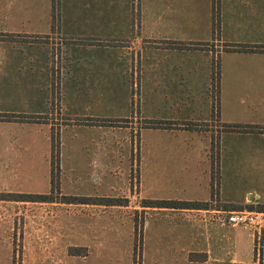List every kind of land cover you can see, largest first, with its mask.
Listing matches in <instances>:
<instances>
[{
  "label": "crops",
  "instance_id": "0c3cea01",
  "mask_svg": "<svg viewBox=\"0 0 264 264\" xmlns=\"http://www.w3.org/2000/svg\"><path fill=\"white\" fill-rule=\"evenodd\" d=\"M24 1L0 0V21L9 24L0 29V45L4 44L6 42L4 40L7 39L37 40V37L32 34L22 36L21 24L25 20ZM66 1L61 0L62 26L65 22L63 14L69 11L66 5L64 11V3H68V6L72 8L75 0ZM188 1L192 2L193 0L140 1L137 28L145 36L157 37L156 39H148L149 41H147L139 34L128 41H103L100 30L91 28L87 35L96 39L89 40L87 44L61 45L57 69L58 87L60 88L58 106L62 112L77 108L74 102L78 99L80 88L77 89L75 86H81L82 82L90 79L91 68L101 65L104 68L106 66L94 56L87 57L83 54L81 61L75 60L74 57L79 56L81 52L98 53L104 56L109 54V56L114 57L115 62L123 58V56L120 57V54L125 52L127 55L128 52L132 54L137 76L139 75L141 79L140 108L142 116H151L149 113L151 110H164L177 114L174 111H179L185 105L183 102L185 97L184 99L182 97L185 86L201 73L206 74V78L210 74L209 64L203 65L194 61V57L192 58V53L194 55L200 52L205 53L208 43H201V45L195 43L193 45L192 41L187 43L186 39L181 38L184 37L188 28L187 21H192L186 13ZM204 1L208 3L207 6L210 5V0ZM246 12L253 14H246ZM255 12L256 10L250 0H221L220 14H218V17L222 19L221 28H225L224 22H229V26L234 25L239 29L238 32L234 33L236 36L231 35L233 38L229 39L230 41L246 43L247 31L264 30V14H255ZM72 16L76 18L74 15ZM246 16L249 17L247 21L259 20L260 24L246 23ZM99 17V14H95L92 21H98ZM70 20L72 21V18ZM76 20L78 19L76 18ZM83 20L88 23L85 18ZM13 43L18 45L25 42L13 41ZM26 43H28L26 45H33L34 42ZM224 51L225 49H222V55H225L226 52ZM66 53L72 55V57L69 56L71 59L69 62L65 61V58L62 59ZM228 53L235 56L239 63L224 64L225 68L222 66L221 73H218V88L215 91V98L219 103V113L223 120H226L225 114L228 113L225 108L236 109L238 106L244 108L246 107V100L251 98L255 100L257 95L264 94V51H229ZM158 54H161L159 56L161 60L156 58ZM23 58L27 61L32 60L27 55L21 59ZM34 58L36 57L34 56ZM93 60H97V62ZM16 61L18 60H14L5 52L1 53V71L15 66V63H18ZM66 84H71L74 87L71 90H66ZM170 85L176 86L175 91L171 92L173 86ZM209 89L213 90L212 85L209 86ZM185 90L187 91V89ZM174 93L176 94L175 97L172 95ZM49 101H46L45 104L48 105ZM81 101L83 100L80 99L79 104ZM26 108L25 112L5 111L6 113H1V115H17L18 117L0 119V130L3 132V136L0 138V176H36L35 170L28 168L27 165L38 163L37 157L48 159L50 162L48 176H51L50 158L52 133L54 131L58 137L56 172L60 179L57 191L62 200L11 201L0 198V211L11 208L16 210L18 204L23 205V207L27 203L37 205L34 209V220L30 222L27 220L23 227V236L20 239L23 246L21 264H42L43 260L51 259L49 255H52L51 252H55V250L51 247L47 248L50 245H60L61 247L55 253L63 258V261L54 259L53 264H73L78 256L76 253H83L80 256L83 259L87 253H94L100 258L103 256V251H106L108 244L118 246L114 249L115 257L116 254H120L123 259L132 262L134 261V248L137 240H140V264H264L263 250L260 259L254 257V236L249 228L219 221V217H224L226 211L247 209L246 207L250 206L259 209L256 211L264 216V205H261L263 207L259 205L263 203L249 201L246 198L242 203L233 204L226 201L223 196L220 199L218 196L215 197L214 190L219 184V178L216 180L213 176L208 178L181 177L180 181L188 185L196 184L202 188L199 195L192 197L150 196L146 198L147 195L143 193L144 188L153 185L155 181L150 177L152 174L149 175L147 168H144L145 164L148 165L153 160L158 159L165 165L171 161L172 157L188 159L193 157L192 155H197L199 158L205 159L206 156L207 158L210 156L214 133L206 121L197 120L187 124L186 121L177 120L176 117H169L168 122H163V125L159 127H147L144 123L140 125L136 132L137 143L133 145V151H136L137 158L143 166L142 170H138V178L132 180V183L136 182L137 184H131L132 189H129L128 185L124 186L121 180L118 182L115 180V184L123 187L119 197L114 199L124 200L118 204L106 205L99 199L110 197L100 195L97 192H83L76 195V197L90 198L88 201L67 202L63 199L67 196L61 189L63 177L90 176V183L99 186L106 185L108 181L104 177L107 176L105 162L110 159L121 164L124 149L123 140L113 136L112 133L124 129L133 131L134 125L130 118L117 122H101L97 118L81 115L83 116L82 120H78L82 122L70 120L68 122L71 123H67V121L62 122L57 121L59 120L57 118H52L54 114H45L36 109ZM58 114L56 117L61 116V112ZM20 115L24 117H20ZM123 121H128L125 126H123ZM105 124L109 126L107 127ZM68 129L71 130L67 131ZM78 130L80 133H77ZM65 131L68 135H64ZM238 136L241 137L242 142L236 147L237 151L242 150V158L235 155L234 165L231 168L224 167L223 154L226 148L223 147V140L225 139L229 143L228 153L232 155L235 146L234 137ZM218 139L221 143L222 176H224L225 171L227 175L233 176H251L254 174L264 176V131L230 132L224 130L218 134ZM84 159L89 164L86 173L74 166ZM259 163L262 164L261 167L257 169L253 167L257 171L250 169L252 165ZM112 168L111 174L113 176H121L117 173L116 166ZM217 170V177H219L218 167ZM169 173L168 169L162 168L163 177L159 179L161 184L168 185L178 180L175 176H170ZM77 180L80 183L81 179L78 178ZM139 188L142 191H139ZM51 192L52 189L49 188L48 194L43 195H50ZM0 193L22 194L11 191H0ZM254 198H258V196ZM144 200L200 202L206 203V205L200 208L186 205L156 207L144 206L142 203ZM113 209L121 213L124 221L121 225L124 228L125 238L119 236L123 231L122 226L114 230L110 238L107 236L110 229L106 221V212ZM22 214L26 215L24 212ZM137 214H139L138 217ZM125 215L128 216L127 221L124 219ZM76 216L84 220V235L81 240H76L72 235L75 227L73 219ZM4 229L6 227L0 222V248L8 260L7 264H10L15 239L9 235V231L6 232ZM121 229L122 231H120ZM136 236H138L137 240ZM32 246H36L39 251L35 257H33L35 254L31 252ZM76 248L82 249V251H76Z\"/></svg>",
  "mask_w": 264,
  "mask_h": 264
},
{
  "label": "rangeland",
  "instance_id": "374dc122",
  "mask_svg": "<svg viewBox=\"0 0 264 264\" xmlns=\"http://www.w3.org/2000/svg\"><path fill=\"white\" fill-rule=\"evenodd\" d=\"M66 1V0H65ZM140 1L142 0H75L72 8L68 6V3H64L69 8L68 12H65V22L62 26L61 23V0H25L23 6L25 7V20L21 24L22 36L32 34L37 37V40H12L7 39L4 44L0 45V54L5 52L6 55L11 56L14 60H18L16 65L9 69H0V114L6 113L5 111H20L25 112L26 107L29 109H36L43 113L53 115L52 118L67 123L70 120L78 119L82 120L83 116L97 118L101 122H117L127 118H130L131 123L134 125L133 131L124 129L123 131H115L113 136H117L124 142V149L121 159V164L115 163L113 160H106L107 176H104L108 183L106 185H97L89 182L90 176H64L63 186L61 189L64 191L65 196H76L85 192H97L100 195H104L110 198H118L123 186L115 184V180L122 181L124 186L128 185L129 189H132L131 184L133 178H138V170H142V163L137 158L136 151H133V145L137 142V129L145 122H168L169 117H176L177 120L186 121L187 124L194 121H206L212 128L214 133L212 139V148L210 150V156H206L205 159L192 155L190 158H178L172 157L171 161L163 165L161 160H153L152 163L144 166L147 168L149 175L155 181L151 186L144 188V195L146 198L150 196H163V197H192L193 195H199L202 188L196 184L188 185L183 181H180L183 176H195L208 178L213 176L216 180L219 178V184L216 185L214 190V196L225 197L226 201L230 203H242L245 199L249 201H255L264 205V176H258L257 174L251 176H233L224 173L222 176L221 166V143L218 139V134L226 130L230 132H240L235 130L234 127L246 128H264V94L257 95V99L253 98L246 100V107L236 109L225 108L227 114L223 120L219 113V103L215 98L216 88L209 89L213 82V73L218 71L221 73L222 66L227 63H239L235 56L230 55L229 51H236L234 47L246 46L257 47L264 45V30L257 29V31L246 32V43H237L230 41L233 36H236V32L239 31L234 25L229 26V22H224L225 28H221L222 19L218 17L220 14V2L221 0H210V5L207 6V2L204 0H193L186 3V13L189 19L187 21L188 28L182 39H186V42L196 44H206L205 53H198L192 58L194 61L200 62L203 65L209 64L210 74L209 77L206 74L198 75L195 80H192L185 86L182 97L185 105L179 111H174L177 114L169 113L168 111L151 110L149 113L151 116L143 117L141 111V94H140V76H137V70L132 61V54L125 52L120 54L123 58L120 61L113 60L114 57L98 54V53H79V56L74 57L75 60H82V55L94 56L100 60L106 66L92 67L90 70V79L82 82L81 86H75L79 89L78 99L74 102L77 105L75 109H69L62 112L58 106V94H60V88L58 87V69L59 63V47L63 44H87L89 40L96 39L88 37V32L91 28L99 29L103 38V41H128L132 40L137 35H142L147 41L152 36H145L137 28ZM220 1V2H219ZM255 14H264V0H250ZM67 2V1H66ZM56 14H53L54 9ZM95 14H99L98 21H92ZM246 14H253L247 13ZM74 15L76 18H74ZM72 18V21L70 20ZM88 20L86 23L83 19ZM249 17L246 16V21ZM251 25H259L260 21H247ZM9 24L0 21V29L8 26ZM199 27V30H198ZM155 33V32H151ZM60 34V35H58ZM63 36V37H62ZM11 38V37H10ZM48 38V39H47ZM50 38V39H49ZM15 42H25L24 44L14 45ZM259 41H262L261 43ZM26 42H34L33 45H26ZM199 42V43H198ZM107 43V42H106ZM222 49H225V55H222ZM27 55L32 58L31 61L21 59ZM161 54H158L157 59ZM34 56L36 58H34ZM72 57L71 54L66 53L63 58L69 62ZM20 61V62H19ZM97 62V60H93ZM27 62L24 66L23 63ZM63 62V60H62ZM55 64V65H54ZM100 67V68H98ZM225 68V67H224ZM225 71V69H224ZM171 89L175 91V85ZM74 87L71 84H66L65 89L71 90ZM147 87V85H146ZM187 89V91L185 90ZM159 91V90H158ZM69 95V94H68ZM67 95V96H68ZM160 96V94L158 93ZM174 97L176 94H172ZM83 96V97H81ZM85 98V100H84ZM88 98V100H86ZM82 99L81 104L79 100ZM49 101L46 105L45 102ZM235 108V107H234ZM60 110V111H59ZM156 111V112H153ZM58 112H61V116L56 117ZM59 115V114H58ZM83 115V116H81ZM175 115V116H171ZM20 117H24L20 115ZM49 118V117H48ZM61 119V120H60ZM128 121H123V126ZM59 123V122H58ZM107 127L109 125L105 124ZM230 129L228 130V128ZM232 127V128H231ZM68 129L67 131H70ZM74 130V129H73ZM72 132L75 134V132ZM67 131H65L64 135ZM109 132V130H106ZM77 133H80L78 130ZM3 136V132L0 130V138ZM235 138V146L232 155L228 153L229 143L224 139V167L231 168L234 165V156L237 155L242 158V150L237 151V145L241 144V137ZM52 145L55 147L54 153L51 155V162L53 165H57V153L58 147L57 133H52ZM39 160L36 164L27 165L28 168L35 170L36 176H0V191L19 192L24 195H40L48 194L49 188L52 192L45 199L62 200L58 195L59 189V176H48L50 162L48 159L37 157ZM222 162V163H221ZM218 164V166H217ZM79 170H84L86 173L89 169V164L86 160H82L74 165ZM116 166L117 173L121 176H113L111 174L112 167ZM262 164L252 165L255 169L261 167ZM169 170L170 176H175L178 180L171 182L168 185H163L159 182L162 176V168ZM217 167L219 168V177H217ZM223 167V166H222ZM52 169V165H51ZM55 175H57V167L54 168ZM254 170V169H253ZM257 171V170H254ZM147 172V173H148ZM47 174V176H45ZM156 175V176H153ZM94 177V176H93ZM81 179L80 183L77 179ZM51 179L53 186L51 185ZM86 179V180H85ZM114 179V180H113ZM198 182V180H197ZM121 183V182H120ZM200 183V182H198ZM202 183V182H201ZM206 183V180H205ZM208 183V181H207ZM221 183V184H220ZM209 184V183H208ZM221 186V187H220ZM139 191H142L139 188ZM211 193V190L209 189ZM258 196V198H254ZM16 193H0V198L13 200L16 198ZM64 199V197H63ZM165 199V198H162ZM171 199V198H169ZM176 199V198H175ZM228 199V200H227ZM124 199H122L123 201ZM222 201V200H221ZM16 205V210L13 208L3 209L0 211V222L6 227L4 229L15 239L14 252L10 259V264H21L23 258V246L20 241L23 234V227L27 220H34V209L37 206L35 203H27V205ZM12 207V206H11ZM259 207V206H258ZM263 207V206H261ZM248 210L256 208L246 207ZM78 210V208H75ZM26 215L22 214L23 212ZM107 211V210H106ZM139 214H137L138 217ZM261 217V228L258 231L257 226L247 227L254 236V257L260 259L262 256L263 241H264V216ZM124 219H128V216H124ZM73 236L76 240H81L83 237V218L76 216L74 219ZM106 221L108 222V238L112 235L114 230H117L123 223V218L118 210H108L106 212ZM125 221V222H126ZM237 226V225H235ZM123 228V226H122ZM122 231V229L120 230ZM137 231V230H136ZM137 233V232H136ZM121 238H125L124 228L119 235ZM107 238V237H106ZM138 236H136L137 240ZM18 239V241H17ZM110 240V239H107ZM110 242V241H108ZM52 248L57 251L60 245H50L47 248ZM118 246L116 244L106 245V251H103V256L97 257L94 253H87L85 259L80 257L83 253H76V259L73 264H134V261H127L123 259L120 254L114 256V249ZM31 252L37 256L39 251L36 246H32ZM263 250V251H262ZM76 251H82L77 249ZM54 251L51 252L49 258L43 260L42 264H53L54 259L57 261H63L61 255H57ZM264 255V253H263ZM121 257V258H120ZM13 258V259H12ZM34 259V258H32ZM30 260V258H29ZM7 259L4 252L0 248V264H7ZM66 261V260H65ZM58 263V262H57Z\"/></svg>",
  "mask_w": 264,
  "mask_h": 264
},
{
  "label": "trees",
  "instance_id": "16d2710c",
  "mask_svg": "<svg viewBox=\"0 0 264 264\" xmlns=\"http://www.w3.org/2000/svg\"><path fill=\"white\" fill-rule=\"evenodd\" d=\"M54 12L53 14H56V9L53 6ZM234 49H237L239 51H250V50H256V51H264V45L262 46H257V47H246V46H238V47H234ZM217 89L218 88V71L216 70V72L213 73V82H212V88ZM18 117L17 115H1L0 114V119H11V118H16ZM79 121V120H77ZM147 127H159L161 125H163V122H145L144 123ZM232 128V127H231ZM238 127H234L235 130H240V131H244V132H262L264 131V128H246L245 127H241L240 129H237ZM55 151V147L52 145V153L51 155L54 153ZM57 151V148H56ZM52 165V170H51V176H57L55 175L54 171H55V167H57V165H53V161L51 162ZM213 181V179H212ZM51 185L53 186V182L51 179ZM7 194H11V193H7ZM48 197V195H24V194H17L16 198H13V200H45V198ZM64 199L67 202H84V201H88L90 200V198H86V197H76V196H67L64 197ZM100 201H102L103 204L106 205H111V204H118L120 202H123L122 199H114V198H102L99 199ZM144 206H156V207H170V206H177V205H186L188 207H195V208H200L201 206H205L206 203H200V202H177V201H171V200H144L143 202ZM137 225V223H136ZM137 229V227H136ZM134 264H140V240H137V243L135 245L134 248Z\"/></svg>",
  "mask_w": 264,
  "mask_h": 264
},
{
  "label": "built area",
  "instance_id": "2783aa9c",
  "mask_svg": "<svg viewBox=\"0 0 264 264\" xmlns=\"http://www.w3.org/2000/svg\"><path fill=\"white\" fill-rule=\"evenodd\" d=\"M255 210L240 209L234 211H226L224 217H219L220 222H226L231 225L254 227L257 226L259 231L261 228V216Z\"/></svg>",
  "mask_w": 264,
  "mask_h": 264
}]
</instances>
